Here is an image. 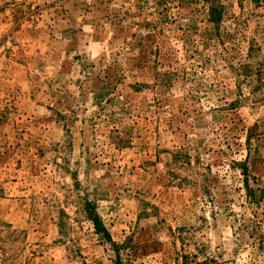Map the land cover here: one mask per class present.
<instances>
[{
    "label": "rangeland",
    "instance_id": "obj_1",
    "mask_svg": "<svg viewBox=\"0 0 264 264\" xmlns=\"http://www.w3.org/2000/svg\"><path fill=\"white\" fill-rule=\"evenodd\" d=\"M0 264H264V0H0Z\"/></svg>",
    "mask_w": 264,
    "mask_h": 264
},
{
    "label": "trees",
    "instance_id": "obj_2",
    "mask_svg": "<svg viewBox=\"0 0 264 264\" xmlns=\"http://www.w3.org/2000/svg\"><path fill=\"white\" fill-rule=\"evenodd\" d=\"M245 186H246V189L249 190V195H252V192H250L252 190V188L248 187V185H245ZM92 220H93V224L95 226V229H99L100 228V223L97 222L96 216L93 217ZM102 231H103L104 235L108 236V234H107V232L105 230H102ZM113 244H114L113 246H115V248H116L117 247L116 244L115 243H113Z\"/></svg>",
    "mask_w": 264,
    "mask_h": 264
}]
</instances>
